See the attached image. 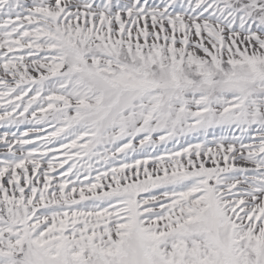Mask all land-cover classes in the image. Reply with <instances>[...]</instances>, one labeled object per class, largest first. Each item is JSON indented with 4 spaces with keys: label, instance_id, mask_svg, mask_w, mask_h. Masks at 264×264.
<instances>
[{
    "label": "snow or ice",
    "instance_id": "obj_1",
    "mask_svg": "<svg viewBox=\"0 0 264 264\" xmlns=\"http://www.w3.org/2000/svg\"><path fill=\"white\" fill-rule=\"evenodd\" d=\"M0 264H264V0H0Z\"/></svg>",
    "mask_w": 264,
    "mask_h": 264
}]
</instances>
